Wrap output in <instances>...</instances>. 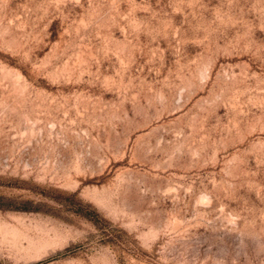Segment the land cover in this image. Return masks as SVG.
Listing matches in <instances>:
<instances>
[{"label":"rangeland","instance_id":"374dc122","mask_svg":"<svg viewBox=\"0 0 264 264\" xmlns=\"http://www.w3.org/2000/svg\"><path fill=\"white\" fill-rule=\"evenodd\" d=\"M0 264H264V0H0Z\"/></svg>","mask_w":264,"mask_h":264}]
</instances>
